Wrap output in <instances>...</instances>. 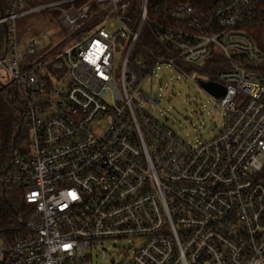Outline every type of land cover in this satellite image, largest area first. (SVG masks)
Masks as SVG:
<instances>
[{"label": "built area", "instance_id": "2783aa9c", "mask_svg": "<svg viewBox=\"0 0 264 264\" xmlns=\"http://www.w3.org/2000/svg\"><path fill=\"white\" fill-rule=\"evenodd\" d=\"M6 1L0 85L29 147L0 194L21 187L32 211L0 264H90L93 242L125 237L138 241L128 264H264V0ZM49 9L64 34L20 42L15 20ZM142 27L157 51L135 48ZM214 50L227 65L211 72L199 63ZM162 65L224 87L207 91L223 108L216 134L185 141L137 102L161 101L140 84Z\"/></svg>", "mask_w": 264, "mask_h": 264}, {"label": "rangeland", "instance_id": "374dc122", "mask_svg": "<svg viewBox=\"0 0 264 264\" xmlns=\"http://www.w3.org/2000/svg\"><path fill=\"white\" fill-rule=\"evenodd\" d=\"M15 30L20 42L39 32H46L52 42H56L64 34V29L53 9L17 18ZM121 56L122 51L118 50L116 66ZM204 62L205 60H202L199 66L202 67ZM195 71L198 81L190 79L171 66L162 65L161 70L154 71L140 84L143 93L151 98L161 97V101L152 103L144 98H138V92L135 96L142 107L189 142L216 134L223 124V108L212 106L210 103L213 97L199 84V80H206L208 76L198 69ZM9 81V77L0 71V84H8ZM118 90L120 91L119 85ZM133 90L129 87V92ZM28 147L29 142L23 149ZM8 245L5 237L0 236V251L6 249ZM137 247L138 241L133 237L100 239L93 242L86 253L90 258V264H128Z\"/></svg>", "mask_w": 264, "mask_h": 264}, {"label": "trees", "instance_id": "16d2710c", "mask_svg": "<svg viewBox=\"0 0 264 264\" xmlns=\"http://www.w3.org/2000/svg\"><path fill=\"white\" fill-rule=\"evenodd\" d=\"M208 0H159L166 6L189 3L198 8L208 7ZM225 1V0H220ZM212 0H210L211 4ZM6 0H0V17L5 14ZM1 34V29H0ZM135 48L146 54V50H158V46L147 28L142 27ZM143 55V56H144ZM146 57V56H145ZM227 60L218 51H212L205 59L207 71L215 72L225 68ZM28 131L23 122V108L19 99L0 88V175L11 168L12 156L16 150L27 145ZM23 191L18 186H8L0 194V236L11 244L17 237L27 233L26 221L32 208L25 204Z\"/></svg>", "mask_w": 264, "mask_h": 264}, {"label": "water", "instance_id": "95a60500", "mask_svg": "<svg viewBox=\"0 0 264 264\" xmlns=\"http://www.w3.org/2000/svg\"><path fill=\"white\" fill-rule=\"evenodd\" d=\"M199 84L208 92L215 96H220L225 93V89L222 85L214 83L212 81H199Z\"/></svg>", "mask_w": 264, "mask_h": 264}, {"label": "snow or ice", "instance_id": "6c2138e0", "mask_svg": "<svg viewBox=\"0 0 264 264\" xmlns=\"http://www.w3.org/2000/svg\"><path fill=\"white\" fill-rule=\"evenodd\" d=\"M66 247H68V246H66Z\"/></svg>", "mask_w": 264, "mask_h": 264}]
</instances>
